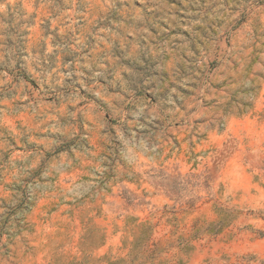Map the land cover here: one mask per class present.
I'll return each mask as SVG.
<instances>
[{
  "label": "rangeland",
  "instance_id": "rangeland-1",
  "mask_svg": "<svg viewBox=\"0 0 264 264\" xmlns=\"http://www.w3.org/2000/svg\"><path fill=\"white\" fill-rule=\"evenodd\" d=\"M0 264H264V0H0Z\"/></svg>",
  "mask_w": 264,
  "mask_h": 264
}]
</instances>
